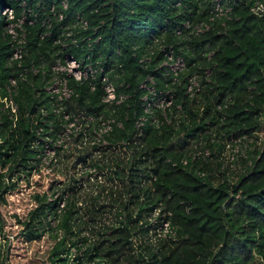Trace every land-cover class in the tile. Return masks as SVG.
Wrapping results in <instances>:
<instances>
[{
  "label": "trees",
  "instance_id": "obj_1",
  "mask_svg": "<svg viewBox=\"0 0 264 264\" xmlns=\"http://www.w3.org/2000/svg\"><path fill=\"white\" fill-rule=\"evenodd\" d=\"M53 1L55 15L49 9ZM227 1L229 18L217 17L209 31L181 38L175 34L181 22L206 19L213 0H68L66 10L59 0H0V234L5 228L13 234L10 244L5 241L0 264H264V139L258 136L264 113V16L251 11L254 0ZM6 8L16 17L24 12L33 19L25 24V65L44 63L48 68L63 56L60 50L84 61L99 60L115 77L117 92L128 94L114 112L122 127H115L109 139L131 150L127 171H116L129 205L118 224L96 231L95 237L72 239L75 211L57 212L59 197L48 200L63 180L41 158L44 141L49 146L55 141L65 113H109L102 102L104 91L97 81L91 90L88 82L71 79L74 94L56 112L59 103L42 89L41 76L29 75L28 81L18 82L16 110L11 112L4 102L5 85L17 68L8 61ZM58 11L67 17L58 21ZM75 12L88 21L82 34L101 36L97 43L91 41L90 50L83 42L70 46L65 38ZM46 17L52 21L49 28L42 24ZM155 39L184 56L182 79L186 73L203 76L209 69L210 81L203 80L200 103L190 102L180 85H172L183 121L139 129L134 124L142 112L139 83L152 73L157 87L164 88L154 71L160 55L155 52L145 67L139 62L147 50H157ZM227 97L231 102L219 111L216 106ZM242 136L251 138L254 149L235 160L232 169L225 145ZM201 139L216 152L192 166L180 164ZM158 207L171 212L177 240H149L147 217ZM51 216L58 219L54 226ZM8 234L3 235L6 240Z\"/></svg>",
  "mask_w": 264,
  "mask_h": 264
},
{
  "label": "built area",
  "instance_id": "obj_2",
  "mask_svg": "<svg viewBox=\"0 0 264 264\" xmlns=\"http://www.w3.org/2000/svg\"><path fill=\"white\" fill-rule=\"evenodd\" d=\"M59 2L63 10L68 8V0H59ZM227 2V0H213L212 10L206 19L197 22L188 19L184 20L181 22L180 26L176 28L175 34L181 38H190L209 31L212 28L215 18H229L228 13L231 11V6H228ZM49 7L50 11L55 15L54 1ZM251 11L257 15L264 16V0H254ZM29 12V14L34 16L31 10H29ZM2 14L8 20L5 29L11 47L8 61L10 65H14L15 68H17V75L9 77L5 85L7 95L4 97L5 106L9 107L11 112H15L16 105L13 102V95L16 92V87L18 82L28 81L29 75L41 76V81L43 83L42 89L51 99L59 103L56 112L63 108L60 103L66 101L74 94L73 88L69 86V81L71 79L78 83L88 82L91 90H94L95 82L97 81L101 84L102 90L104 91L102 102L105 104V110L109 113L107 115L104 114L103 111L87 113V119L88 122L91 123V126L87 129L86 139L94 148L104 147L114 149L115 146L117 148L122 147L126 149L128 155H131V150L126 148L122 141L113 142L109 139L110 133L115 127H122V122L117 120L114 112L119 104L128 98V94L117 92L114 84L115 77L110 76L109 71L104 69L101 61H84L82 58L77 59L72 54H67L60 50L63 56H57L48 68L34 62L25 65L24 59L27 56V31L25 24H32L33 19H28L27 14L24 12H22L19 17H16L11 8L4 9ZM66 17V13L58 11V21ZM71 18V23L65 28V38L68 44L77 47L79 43L83 42L86 48L90 50L91 41L97 43L101 36L96 35L95 38L92 39L90 35L82 34V32L88 28V21L80 13H72ZM42 24L49 28L52 25L51 18L46 17L42 20ZM223 25L224 23H222V26ZM46 34L47 33L43 34V36ZM94 34H96V31H94ZM57 42H60V40ZM61 42L64 47L67 46L64 41ZM155 44L157 45V50H147L141 56L139 62L145 67L155 59L156 56L154 54L157 53V55H160V59H158L154 71H157V74L164 82V88L157 87L156 77L152 73H148L139 83L138 88L142 91L140 96L142 112L134 121L135 127L139 129L145 125L160 129L164 125H175L183 121L184 110L181 103L174 105L175 90L172 85H180L184 90V95L190 102L200 103L202 101L203 80L205 82L210 81L209 69L203 71V76L197 72H193L184 74V78L182 79L180 75L187 69L184 56L181 53L176 54L170 45H164L157 39H155ZM211 55L212 51L205 54L208 58ZM88 58L89 56L86 55V59ZM120 86L122 87V84H120ZM230 102L231 99L227 97L225 98V102L218 104L216 108L221 111ZM63 117L66 122L61 126L62 129L58 133L55 141L51 143V146L44 141L45 155L41 158V162L46 166H50L46 154L53 157L57 152V148L63 151L65 147L71 144L70 140L77 134L76 128L78 124L76 114L68 112L65 113ZM250 142L251 138L242 136L237 138L231 137L226 143L224 154L226 162L231 163L232 169H235L233 164L235 160L239 157L245 158L247 156V151L254 149V146L251 145ZM215 152L216 148L213 145L207 144V141L201 139L194 143L188 155L180 160V164L183 166H192L197 160H206ZM128 158L130 159V157ZM131 161L132 159H130V162ZM57 212L59 211L57 210ZM170 217L171 212L162 210L161 207L154 209L150 213L147 217V224L149 227L147 236L150 241L151 239L155 242L159 240L175 241L178 239V226L172 223ZM52 218L54 219L55 217L52 216Z\"/></svg>",
  "mask_w": 264,
  "mask_h": 264
},
{
  "label": "rangeland",
  "instance_id": "obj_3",
  "mask_svg": "<svg viewBox=\"0 0 264 264\" xmlns=\"http://www.w3.org/2000/svg\"><path fill=\"white\" fill-rule=\"evenodd\" d=\"M87 116L86 110L77 111V134L70 140L71 144L58 155L51 157L46 154L49 165L59 170L56 175L63 180L60 188H57L48 200L59 197L56 211H75L72 222L73 230L77 233L72 239H83L85 236L90 238L92 234L95 237L96 231L118 224L121 215L123 217L125 214L123 207L128 204L129 198V195L124 193L122 179L116 176V171H121L123 167L125 172L127 171L126 162L131 155L122 147L115 146L113 149L91 146L86 139L87 129L91 126ZM258 136L264 139V113ZM78 156H81V161ZM124 179L126 180V177ZM57 221V218L53 219L51 216V225L54 226ZM3 232V235L8 234L6 228ZM3 235L0 234V257L6 246L5 241L10 244L13 239V234H8V240ZM88 240L91 241H86ZM80 242L81 240L79 245L83 249V243Z\"/></svg>",
  "mask_w": 264,
  "mask_h": 264
}]
</instances>
